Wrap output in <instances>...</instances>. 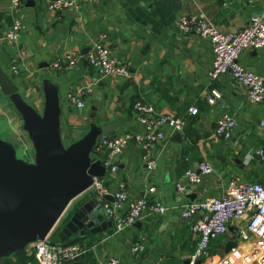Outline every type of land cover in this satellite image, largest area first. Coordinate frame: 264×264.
<instances>
[{
  "label": "crops",
  "instance_id": "1",
  "mask_svg": "<svg viewBox=\"0 0 264 264\" xmlns=\"http://www.w3.org/2000/svg\"><path fill=\"white\" fill-rule=\"evenodd\" d=\"M50 1L22 0L21 34L15 45L8 46L1 38L13 21L11 2L0 0V68L17 86L22 101L41 117L46 104L44 82L56 89L64 150L82 140L92 126L99 130L108 126L110 133L97 136L90 163L98 161L94 150L100 139L126 132L143 135L133 109L137 101L151 105L159 116L186 118L181 133L166 129V140L152 146L151 156L156 162L153 171L146 169L139 145L129 144L117 159V171L105 170L100 178L107 196L97 199L89 190L73 200L66 210L67 220L50 233L52 241L83 250L82 256L68 264H97L108 259L119 264H190L197 243L190 225L198 215L191 221L183 219L182 206L222 197L234 177L264 186V164L254 157V151L264 144L258 128L264 120V103H251L229 76L210 79L214 57L210 42L180 34L176 24L189 15L205 18L223 32L237 31L261 16L264 0H74L77 8L66 12L48 10ZM101 40L109 46L116 63L127 68V78L94 80L85 56ZM70 53L81 57L74 68L51 69L56 59ZM239 63L249 72L264 76V49L243 52ZM12 66L17 75L11 73ZM87 88L90 92L80 96L85 108L79 111L70 106L68 96ZM212 92L220 95L214 105L207 102ZM190 107L198 109L197 116L187 114ZM223 113L232 116L236 126L228 137H214L216 121ZM0 134V142L12 147L16 160L34 164L35 150L24 121L1 92ZM19 150L22 158L17 157ZM204 161L212 165V174L197 186L187 185L184 173ZM176 184L186 187L184 195L178 194ZM121 185L126 205L146 198L161 202L167 212L145 218L121 233L114 232L103 213L104 223L111 226L99 234L93 236L87 229L70 236L63 233L76 205L92 198L101 205L112 203ZM151 188L155 193L149 192ZM237 235L236 226H230L226 235L211 241L209 255L195 264H220L229 242L246 252L249 243L239 242ZM141 238L144 251L132 254V245ZM35 263L34 250L29 246L0 258V264Z\"/></svg>",
  "mask_w": 264,
  "mask_h": 264
},
{
  "label": "built area",
  "instance_id": "2",
  "mask_svg": "<svg viewBox=\"0 0 264 264\" xmlns=\"http://www.w3.org/2000/svg\"><path fill=\"white\" fill-rule=\"evenodd\" d=\"M10 2L13 21L1 38L4 45L8 46L18 42L22 30L20 20L22 0H10ZM47 7L52 12H66L75 10L77 4L74 0H52ZM176 25L180 34L195 35L210 42L214 54L209 72L210 79L229 76L244 90L245 96L251 103H264V76L249 72L239 63V57L243 52L264 49V4L260 17L250 20L242 29L233 32H223L207 19L189 15L178 19ZM80 59L81 57L74 53L66 54L56 59L51 64V69L54 71L72 69ZM85 59L93 70L95 81L128 77L127 68L116 63L111 56L109 46L103 40L91 46ZM10 71L14 75L18 74L14 66ZM88 92L90 90L87 88L79 94L69 95L70 106L79 111L83 110L85 103L80 96ZM219 99L220 95L212 92L207 102L214 105ZM133 109L137 114L138 123L144 129V134L126 132L104 137L95 147V157L109 172L117 171V159L131 143L139 145L146 169L155 170L156 162L151 156L152 146L166 140V129L173 133H181L186 125V118L159 116L151 105L139 101L133 105ZM187 114L192 117L197 116L198 109L190 107ZM235 126V119L223 113L216 121L213 136L226 138ZM258 128L264 141V120L258 123ZM254 157L264 164V144L254 151ZM212 172V165L204 161L197 168L187 170L184 173V180L187 185L197 186ZM176 189L180 195L186 192V187L182 184H176ZM90 190L95 193L97 199L107 196V190L100 178L92 179ZM155 191V188L149 190L152 194ZM112 198V203H104L101 206L105 217L113 224L115 233L124 232L145 218L164 215L168 210L161 202L146 198L136 199L126 205L127 197L123 185ZM180 212L181 217L187 221L193 220L198 215L190 225L191 232L197 237L196 251L190 258V264L207 257L211 241L226 235L230 226H236L238 241L248 242L250 247L246 252L238 251L237 248L231 249L220 264H264V186L261 184L244 182L234 177L227 184L222 197L188 203L182 206ZM50 235L29 246L34 250L35 264H68L84 254L79 246L53 242ZM144 242L141 238L132 245L130 252L132 254L143 252ZM97 264H119V261L108 259Z\"/></svg>",
  "mask_w": 264,
  "mask_h": 264
},
{
  "label": "water",
  "instance_id": "3",
  "mask_svg": "<svg viewBox=\"0 0 264 264\" xmlns=\"http://www.w3.org/2000/svg\"><path fill=\"white\" fill-rule=\"evenodd\" d=\"M43 87L46 104L41 117L22 101L17 86L0 68V92L10 98L20 113L35 150L34 164H27L15 159L9 144L0 142V258L44 240L70 203L90 190L92 179L105 175L101 162L90 163L89 155L97 136L110 133L108 126L102 130L92 126L82 140L64 150L59 136L56 89L47 82ZM94 112L93 109L92 118ZM103 219L101 204L92 198L72 209L63 233L70 236L87 229L97 235L111 226ZM235 247V242H229L225 253Z\"/></svg>",
  "mask_w": 264,
  "mask_h": 264
},
{
  "label": "rangeland",
  "instance_id": "4",
  "mask_svg": "<svg viewBox=\"0 0 264 264\" xmlns=\"http://www.w3.org/2000/svg\"><path fill=\"white\" fill-rule=\"evenodd\" d=\"M0 136L2 137L3 135L0 134ZM17 157H19V158H22V157H23V153H22L21 150H19V151L17 152ZM68 212H69V211H66V212L63 214V216L61 217V219L59 220V222L57 223V225H56L55 228H57L59 225H61V223H63L64 221L67 220ZM55 228L52 230V232L55 231ZM53 233H54V232H53ZM53 233H52V234H53ZM50 239H52V238H50Z\"/></svg>",
  "mask_w": 264,
  "mask_h": 264
},
{
  "label": "trees",
  "instance_id": "5",
  "mask_svg": "<svg viewBox=\"0 0 264 264\" xmlns=\"http://www.w3.org/2000/svg\"><path fill=\"white\" fill-rule=\"evenodd\" d=\"M50 236L53 237V234H51ZM66 244H68V243H66ZM69 245H72V244H69Z\"/></svg>",
  "mask_w": 264,
  "mask_h": 264
}]
</instances>
